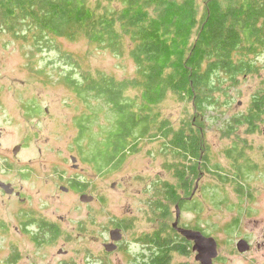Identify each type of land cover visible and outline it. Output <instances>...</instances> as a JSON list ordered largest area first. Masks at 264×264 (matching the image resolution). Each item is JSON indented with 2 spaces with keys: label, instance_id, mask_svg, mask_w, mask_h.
<instances>
[{
  "label": "rangeland",
  "instance_id": "374dc122",
  "mask_svg": "<svg viewBox=\"0 0 264 264\" xmlns=\"http://www.w3.org/2000/svg\"><path fill=\"white\" fill-rule=\"evenodd\" d=\"M42 44L46 48L37 49L31 33L22 39L0 32V179L22 185L27 196L24 209L57 222L60 216L67 220L53 242L38 245L29 234L15 230L18 216L12 210L19 209V202L0 194V222L7 227L2 231L5 227L0 226V264L13 251L18 253L15 264H41L45 252L49 264L60 260L63 264H143L158 247L143 238L168 230L176 218L177 204L165 199L164 185L171 184L182 195L176 172L184 165L196 166L197 157L187 153L183 160L172 143L175 132L182 128L190 132L187 122L195 113L193 104L167 91L152 107L158 120L137 151L116 169L98 174L78 154L76 119L96 112L89 126L91 139L97 142L103 128L114 129L112 112L97 98L86 106L62 78L69 72L79 78L83 70H100L130 79L137 76V67L128 49L112 51L84 37L71 41L47 35ZM248 57L250 69L235 79L221 75L215 90L209 91L211 103H204L198 123L205 137L199 159L203 171L197 172L194 195L186 197L180 209L179 225L197 227L216 239L218 255L212 264H264V46L246 53L245 60ZM127 95L139 99L140 92L129 89ZM254 100L263 102V113L251 124L246 115H252ZM32 102L40 105L37 114L27 110ZM18 144L21 149L14 154ZM82 144L88 151L92 148L90 137ZM18 169L24 176H18ZM74 179L83 180V193L94 196L92 201L82 202L79 194L60 191V185L68 186ZM164 205L167 216L166 211L160 212ZM116 224L122 227L120 246L107 252L103 243L110 240ZM240 238L250 243L247 252L237 250ZM179 241L175 238L173 246ZM192 246L186 254L172 250L169 262L196 264Z\"/></svg>",
  "mask_w": 264,
  "mask_h": 264
},
{
  "label": "trees",
  "instance_id": "16d2710c",
  "mask_svg": "<svg viewBox=\"0 0 264 264\" xmlns=\"http://www.w3.org/2000/svg\"><path fill=\"white\" fill-rule=\"evenodd\" d=\"M117 2L118 5L114 0H0V32L7 31L22 39H28L31 33L37 49L46 48L42 41L47 35L71 41L84 37L98 47L120 53L128 49L137 67V76L133 78L117 79L100 70H83L79 78L69 72L62 78L86 106L97 98L108 104L112 112L114 129L103 128L97 142L91 139L94 134L89 126L96 112L76 119L80 130L78 154L98 174L116 169L137 151L140 140L151 133L158 120L152 107L163 100L167 91L192 102L195 113L187 122L190 132L182 128L172 138L173 148L183 160L187 153L198 158L197 169L191 159L190 166L184 165L176 172L182 195L192 197L197 172L203 171L199 162L205 143L198 126L201 109L205 102L211 103L209 91L215 90V80L221 75L235 79V75L245 73L251 67L245 54L264 46V0ZM129 89L140 92L139 99L128 96ZM37 105L28 104L30 114L40 112ZM262 106L261 100H254L252 115H246L249 123L259 119ZM87 136L92 147L89 151L82 144ZM163 192L165 199L174 201L180 209L187 203L169 183L164 185ZM165 211L167 216V205L160 209L162 215ZM180 236L172 227L154 232L150 239L145 236V243L158 247L153 255L143 259V264H171L172 250L188 253V245L183 243L187 240ZM175 238L180 241L174 247Z\"/></svg>",
  "mask_w": 264,
  "mask_h": 264
},
{
  "label": "flooded vegetation",
  "instance_id": "af4514ba",
  "mask_svg": "<svg viewBox=\"0 0 264 264\" xmlns=\"http://www.w3.org/2000/svg\"><path fill=\"white\" fill-rule=\"evenodd\" d=\"M32 103H34V102H32ZM37 106L39 108V104ZM20 149H21V147H20ZM16 171L18 173V176H24L23 170H19L18 169ZM0 181L11 184V186H9L8 190H10V189L12 190L10 193H8L6 190H4L0 186V194L2 196L6 195L10 199L19 202V206H17L19 209L16 210V208H15L12 211L13 212L14 211L17 212V216H18L17 221H18L19 224L15 226V230L20 235L29 234V237L31 238V240H34L38 245H40L39 244L40 242H42L43 245H46L47 243H50V239L54 238V233H58L59 234V228L60 227L65 228V222H66L67 218H64V216H60L58 218L59 222H57V220H50L45 215H43L41 213H38L35 210L24 209V206L22 204H23L24 200H26L27 196H25L23 194V192H22V185H19L17 187L15 185L16 182H13L14 183V185H13L10 181H7V180L4 181V180L0 179ZM59 189H60L61 192H65V193H72L73 192V193H77V194L81 195V194H83V180L74 179L68 184V186L60 185ZM182 196L185 199H186V197H187V199H191L192 198L191 196H186V195H182ZM21 212L24 213L23 217H20V213ZM179 223H181V222H178V225H179ZM79 224H82L81 228L83 230V221L79 222ZM0 226L5 227V228H3L4 230H2V231H6L7 230V227L3 223V221H2V223L0 222ZM179 226L185 227V228H191V229L200 230L199 228H194V227H191V226H189L187 224H180ZM113 228L122 229V227H119L118 224H116V226H114ZM175 231L178 234H180L176 229H175ZM81 235H83V232L81 233ZM180 235H181L180 238L184 237L182 234H180ZM37 241H39V242H37ZM108 242H110V240L104 242L103 244L108 243ZM183 243H186L188 245V250H190L191 246L193 245V241H191V240H187V242L183 240ZM119 246H120V243L119 244L117 243V248H119ZM103 247H104V245H103ZM245 252H247V251H245ZM63 254L65 255L66 252L63 253ZM43 255L45 256V258L42 260L41 264H49L48 263L49 262L48 254L45 252V253H43ZM43 255H42V257H43ZM17 257H18V253L16 251L15 252L13 251L10 255H8L5 258L4 264H6L7 261L10 258L14 259L10 264H15L17 262V259H16ZM7 258H9V259L6 261ZM196 262H197L196 264H200V261L196 260ZM63 263H64V261H62V260H60L58 262V264H63Z\"/></svg>",
  "mask_w": 264,
  "mask_h": 264
},
{
  "label": "water",
  "instance_id": "95a60500",
  "mask_svg": "<svg viewBox=\"0 0 264 264\" xmlns=\"http://www.w3.org/2000/svg\"><path fill=\"white\" fill-rule=\"evenodd\" d=\"M21 145L18 144L13 148V153L16 154L20 149ZM72 162H75L77 158L71 156ZM77 167V164L73 165ZM0 186L10 193L12 190H8L11 184L0 181ZM94 199V196L87 193L80 195V200L83 202H90ZM176 218L172 224V227L182 234L187 240L193 241L192 249L196 251V260L200 261V264H212L213 259L218 255V243L212 236H207L202 233L201 230L185 228L178 225L180 216V207L177 204ZM110 242L103 244L106 251L111 252L117 248V242L122 238V231L120 228H113L110 230ZM237 250L240 253L248 251L251 247L250 243L245 238H240L236 243ZM61 251V250H60Z\"/></svg>",
  "mask_w": 264,
  "mask_h": 264
}]
</instances>
